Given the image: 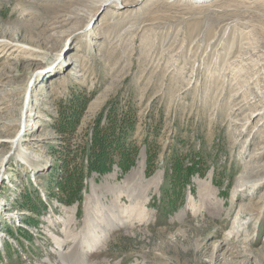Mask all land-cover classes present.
I'll use <instances>...</instances> for the list:
<instances>
[{
  "label": "rangeland",
  "instance_id": "374dc122",
  "mask_svg": "<svg viewBox=\"0 0 264 264\" xmlns=\"http://www.w3.org/2000/svg\"><path fill=\"white\" fill-rule=\"evenodd\" d=\"M0 40V264H264V0H0ZM113 98L137 108V164L67 203L58 160ZM174 152L204 174L167 203Z\"/></svg>",
  "mask_w": 264,
  "mask_h": 264
},
{
  "label": "trees",
  "instance_id": "16d2710c",
  "mask_svg": "<svg viewBox=\"0 0 264 264\" xmlns=\"http://www.w3.org/2000/svg\"><path fill=\"white\" fill-rule=\"evenodd\" d=\"M89 100L90 97L82 99L79 95H75L66 104H62L60 118L56 125L57 132L62 139H67L76 131ZM119 100V98H113L98 113L79 150L73 168H70L69 157H62L58 160L57 170L60 168L65 176L61 179L62 181H57L55 185L58 184V190L63 193L64 197H67V203L82 202L83 189L87 190L85 180L94 173L104 175L118 166L125 174L136 166L141 150V146L134 138L138 123L137 108L132 103L119 107ZM64 148L62 146L61 152L64 151ZM150 154V144L147 143V160L150 159ZM173 154L172 164L166 168L165 172L167 184L161 190L164 202L168 199L167 203L172 202L170 194L175 183L184 187L185 184L191 183V177L195 173L204 174V170L200 168L199 160L196 158L189 164H184L180 154L176 152ZM36 192L33 199L37 203L41 201V207L31 204L30 208L40 216L47 211L48 204L41 198L39 191ZM60 201L65 200L61 198ZM32 220L35 221V218ZM23 227L20 226L22 233ZM8 232L13 234L12 229H9ZM28 234L29 232L25 235L28 236Z\"/></svg>",
  "mask_w": 264,
  "mask_h": 264
},
{
  "label": "bare ground",
  "instance_id": "6f19581e",
  "mask_svg": "<svg viewBox=\"0 0 264 264\" xmlns=\"http://www.w3.org/2000/svg\"><path fill=\"white\" fill-rule=\"evenodd\" d=\"M102 3H109V2H116L117 4L119 3V1L120 0H100ZM137 4V3H136ZM126 5V4H125ZM14 43V42H13ZM9 45V48H12L13 47V45L12 44H10L9 42H7V41H5V40H0V47L1 46H8ZM39 54V53H38ZM79 60V56L77 55V54H75V55H73V56H71L67 61L69 62V63H73V62H76V61H78ZM12 143H13V145H16L17 144V142L18 141H15V140H12L11 141ZM143 158H142V160H140L139 161V165L141 166L142 164H143ZM160 179V173H158L157 174V176H156V179L155 180H152V183H153V185L154 186H157V184H158V182L160 181L159 180ZM201 194H203L204 196H205V194L202 192ZM202 195V196H203ZM191 199V198H190ZM189 199V200H190ZM94 240V239H93ZM97 240V239H96ZM95 241V240H94ZM102 241H103V238H101V239H98L97 240V242L96 243H102ZM95 244V243H94ZM96 245V244H95ZM221 246V245H220ZM239 254H241V252H239ZM247 263H248V261H247Z\"/></svg>",
  "mask_w": 264,
  "mask_h": 264
}]
</instances>
